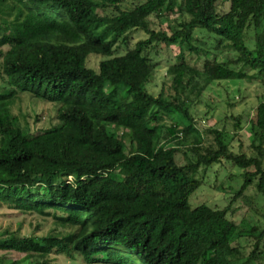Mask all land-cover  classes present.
I'll list each match as a JSON object with an SVG mask.
<instances>
[{
	"label": "trees",
	"instance_id": "obj_1",
	"mask_svg": "<svg viewBox=\"0 0 264 264\" xmlns=\"http://www.w3.org/2000/svg\"><path fill=\"white\" fill-rule=\"evenodd\" d=\"M124 1L0 0V202L73 228L0 230V252L24 254L0 264H53L52 254L85 264H264V208L248 201L254 222L230 217L252 184L264 197V100L251 116L225 118L232 131L202 129L193 112L212 82L264 87V0ZM135 30L146 36L131 45ZM163 45L180 52L155 95L148 84ZM221 46L235 55L220 59ZM90 55L104 57L97 68ZM20 92L57 104L59 123L32 134L12 111ZM242 118L250 154L231 147ZM188 151L194 160L179 164ZM220 160L241 170V188L223 208L192 205L190 184Z\"/></svg>",
	"mask_w": 264,
	"mask_h": 264
},
{
	"label": "rangeland",
	"instance_id": "obj_2",
	"mask_svg": "<svg viewBox=\"0 0 264 264\" xmlns=\"http://www.w3.org/2000/svg\"><path fill=\"white\" fill-rule=\"evenodd\" d=\"M132 2L133 0H125L122 6L124 8L130 7ZM171 19L173 17H170L168 20L164 18L154 20L153 18L155 21L153 26L157 28L167 27ZM145 36L144 31L135 30L131 34V45ZM253 36L254 31L250 30L248 37L251 45H253ZM207 40V45L212 46V40ZM6 48L7 46L3 47V49ZM125 51V46L117 48V54H123ZM179 52V48L175 45L169 48L163 45L158 58L159 64L155 80L148 84V89L155 95L163 87L166 89L169 87V75L174 70L173 66L170 65L175 63V57ZM228 55H235V52L228 47L221 46L219 58L225 59ZM103 58L102 55H90L88 64L93 68H97L100 60ZM190 61L199 67L201 66V60H198L196 56H190ZM33 95L30 92H20L12 106V111L19 117L22 124L30 128L32 134H36L59 123L57 118L58 105L50 102L45 97L35 95L34 93ZM261 100H264V87L258 86L257 83H251L248 80L215 81L208 86L200 100L196 102L193 107V112L198 120L197 125L202 129L206 126L222 127L226 124L227 129L232 131L233 126L230 120L227 119L225 121V118H231L232 115L251 116L256 105ZM243 127V130L239 134L233 136L234 140H231V147L234 151H244L250 154L252 151L250 148L251 137L244 119ZM193 160L194 157L189 151L186 154L181 152L177 155L179 164H185ZM204 171L200 170L196 176L197 179H201V182H197L198 184L192 183L189 186L193 190L190 199L192 205L207 203L211 206L221 208L227 206L233 199L235 193L241 188L243 182L240 174L241 170L226 160H220ZM245 196L248 198L242 196L233 202V208L238 210L234 214H231L230 217L239 222L245 216L254 222V218L248 210V201L253 200L255 204L264 208V197L257 192L255 184H252L246 190ZM6 228L19 230L21 233L27 235L61 234V232L71 231L73 229L72 227L58 223L52 216H44L35 212L22 213L0 202V230ZM243 244L245 250L249 251V243L244 242ZM0 255H5L12 259H18L24 256L23 253L17 251L0 252ZM51 259H53V264H85L80 258L73 260L64 255L52 254Z\"/></svg>",
	"mask_w": 264,
	"mask_h": 264
}]
</instances>
